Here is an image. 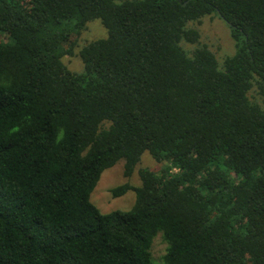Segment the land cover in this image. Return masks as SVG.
<instances>
[{
    "label": "trees",
    "instance_id": "16d2710c",
    "mask_svg": "<svg viewBox=\"0 0 264 264\" xmlns=\"http://www.w3.org/2000/svg\"><path fill=\"white\" fill-rule=\"evenodd\" d=\"M224 19L221 68L189 26ZM99 19L107 36L63 61ZM264 0H0V264H264ZM130 210L91 194L144 152ZM167 243L160 261L155 237Z\"/></svg>",
    "mask_w": 264,
    "mask_h": 264
},
{
    "label": "rangeland",
    "instance_id": "374dc122",
    "mask_svg": "<svg viewBox=\"0 0 264 264\" xmlns=\"http://www.w3.org/2000/svg\"><path fill=\"white\" fill-rule=\"evenodd\" d=\"M189 26L198 29L200 32L198 42H182V45L189 53L192 54L197 47H207L215 54L221 68L225 59L236 53V43L231 29L228 23L219 15L213 13L203 16L199 20L190 21ZM107 34L106 27L99 19L89 22L78 37L73 53L63 56L64 63L74 72L83 71L84 63L80 56L81 48L92 40L106 37ZM250 96L253 100L264 102V93L258 90L256 86L251 89ZM166 164L165 161L157 160L149 151H146L143 153L134 173L128 177L125 175L124 160H120L114 166L103 171L97 186L91 194V200L103 213L115 210H130L135 203V192L129 190L124 195L114 196L112 190L126 182L139 186L141 184L139 174L141 168L148 167L155 171H161ZM166 250L167 243L163 240L162 234L157 235L152 244L154 259L160 261Z\"/></svg>",
    "mask_w": 264,
    "mask_h": 264
}]
</instances>
